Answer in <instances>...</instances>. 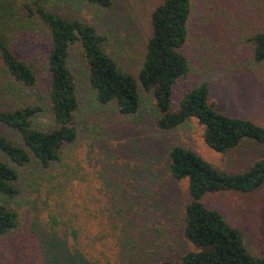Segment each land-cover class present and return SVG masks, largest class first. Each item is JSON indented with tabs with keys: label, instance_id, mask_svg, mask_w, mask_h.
I'll return each instance as SVG.
<instances>
[{
	"label": "rangeland",
	"instance_id": "1",
	"mask_svg": "<svg viewBox=\"0 0 264 264\" xmlns=\"http://www.w3.org/2000/svg\"><path fill=\"white\" fill-rule=\"evenodd\" d=\"M161 1L112 0L107 9L79 0L39 4L64 18L91 24L105 37L104 51L135 77L149 36V13ZM33 3L0 0V32L36 79L32 87L22 86L0 64V110L42 107L48 89V38L24 9ZM256 32H264V0H191L187 37L179 49L188 71L172 88V108L187 91L205 82L214 110L264 127V62H252L248 42ZM68 66L76 86V139L63 147L61 165L42 169L31 160L16 167L17 194L7 203L16 214V226L0 235V264H48L42 258L43 251L46 256L50 252L44 244L46 231L54 227L58 235L61 221L66 237L59 245L68 255L61 263L50 264H79L71 257L74 254L88 264L178 260L187 246L181 227L187 194L186 182L168 175L169 150L181 146L236 174L264 159V145L249 142L224 154L212 152L192 119L161 131L142 92L138 111L120 115L113 103L95 102L77 46L69 50ZM34 121L37 127L48 123L43 113ZM0 134L19 143L16 134L1 124ZM77 176L84 181L77 182ZM202 202L239 231L250 254L264 256V182L250 192L208 194Z\"/></svg>",
	"mask_w": 264,
	"mask_h": 264
},
{
	"label": "trees",
	"instance_id": "2",
	"mask_svg": "<svg viewBox=\"0 0 264 264\" xmlns=\"http://www.w3.org/2000/svg\"><path fill=\"white\" fill-rule=\"evenodd\" d=\"M79 1L100 9H107L112 3V0ZM24 9L48 38L45 68L49 82L42 107L24 105L0 110V124L13 131L19 140L14 143L0 134V235L8 234L16 226V214L7 205L17 194L16 167L28 165L31 160L42 169L61 165L63 147L76 139L73 121L77 110L76 86L68 66L69 50L74 46L98 105L113 103L120 115H133L139 109L142 92L148 96L156 127L161 131H172L192 119L202 128V142L212 152L224 154L249 142L264 145V127L219 113L208 104L205 82L187 91L177 107L172 108V88L188 71L179 49L187 37L191 0H162L150 11L149 36L135 77L104 51L105 37L91 24L64 18L39 4V0H34L31 6L24 5ZM248 42L252 62H264V32L254 33ZM0 64L15 82L25 87L35 84L34 73L13 53L1 32ZM38 113L47 116L45 127L36 126L34 119ZM167 171L173 181L186 182L187 201L181 210V227L187 246L178 260H162L157 264H264V256L250 254L239 231L202 202L212 193L250 192L259 188L264 182V159L253 162L243 172L230 174L176 145L167 154ZM62 178L70 182L67 176ZM75 180L84 181L80 176ZM63 224L62 221L57 224L61 225L58 235L54 227L46 231L49 234L46 233L44 244L50 252L46 256L43 251L42 258L48 264L51 260L61 263L68 255L59 245V240L66 237ZM71 257H76L79 264H88L79 255Z\"/></svg>",
	"mask_w": 264,
	"mask_h": 264
}]
</instances>
